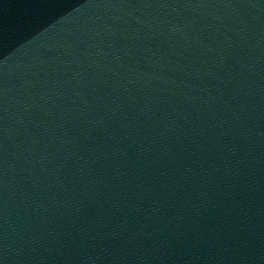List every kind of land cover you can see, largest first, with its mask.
Returning a JSON list of instances; mask_svg holds the SVG:
<instances>
[{
	"label": "water",
	"instance_id": "1",
	"mask_svg": "<svg viewBox=\"0 0 264 264\" xmlns=\"http://www.w3.org/2000/svg\"><path fill=\"white\" fill-rule=\"evenodd\" d=\"M0 264H264V0H35L0 57Z\"/></svg>",
	"mask_w": 264,
	"mask_h": 264
}]
</instances>
